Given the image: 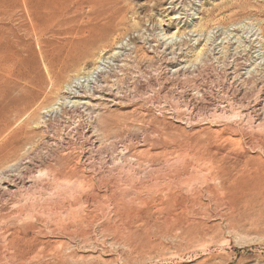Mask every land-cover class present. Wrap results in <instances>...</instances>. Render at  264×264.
I'll list each match as a JSON object with an SVG mask.
<instances>
[{
    "label": "rangeland",
    "instance_id": "rangeland-1",
    "mask_svg": "<svg viewBox=\"0 0 264 264\" xmlns=\"http://www.w3.org/2000/svg\"><path fill=\"white\" fill-rule=\"evenodd\" d=\"M1 64L0 264H264V0H0Z\"/></svg>",
    "mask_w": 264,
    "mask_h": 264
},
{
    "label": "bare ground",
    "instance_id": "bare-ground-1",
    "mask_svg": "<svg viewBox=\"0 0 264 264\" xmlns=\"http://www.w3.org/2000/svg\"><path fill=\"white\" fill-rule=\"evenodd\" d=\"M35 1V0H34ZM110 1V0H109ZM119 1V0H118ZM21 2V1H20ZM23 2V0H22ZM26 2V1H25ZM103 2V1H102ZM106 3V2H105ZM115 3V2H114ZM117 3V2H116ZM48 6V4H46ZM45 5V6H46ZM117 4H115L113 7H115ZM28 6H31V5H28ZM47 6H46V10L47 9ZM98 6V5H97ZM26 8V7H25ZM31 8V7H30ZM33 8V7H32ZM100 8V7H99ZM35 9V8H34ZM111 9V8H109ZM108 10V9H107ZM56 11V10H55ZM115 12V10H113ZM102 12V11H101ZM93 13V12H92ZM110 13V11H109ZM118 13V12H117ZM91 14V13H90ZM115 14V13H113ZM108 15V13H107ZM120 15V14H119ZM50 16V14H49ZM48 16V17H49ZM92 16V15H91ZM98 16V15H97ZM100 18V17H99ZM109 18V17H108ZM116 20V19H115ZM93 21V20H92ZM69 22V20H68ZM101 22V21H100ZM115 22V21H114ZM113 22V24H114ZM110 23V19H106L105 22H103L102 24H89V25H86L84 26L83 29H79L77 32H76V36H78V38L76 40H71L68 45H66V49L64 50V56L66 57H78L80 56L81 53H84L87 48L91 45V43H93L95 41L96 38H98V35L97 34H104L106 28L108 27ZM60 26V25H58ZM67 26V25H66ZM111 27V26H110ZM61 28V27H60ZM72 28V27H71ZM109 28V27H108ZM33 29V28H32ZM65 29V28H64ZM77 29V28H76ZM64 31V30H63ZM75 31V30H74ZM33 32H35L33 30ZM40 32V31H39ZM65 32V31H64ZM67 32V30H66ZM170 31H168V35H170ZM67 35V34H66ZM172 35V34H171ZM75 37V35H73ZM100 37V36H99ZM72 39V38H71ZM104 40V39H103ZM100 42V40H98ZM7 46V45H6ZM4 46V47H6ZM82 56V55H81ZM65 57V58H66ZM79 58V57H78ZM82 58V57H81ZM4 60V59H3ZM74 59H72L73 61ZM75 61V60H74ZM98 64L99 62L97 63V65L95 66V69L90 73L88 74L91 75L93 74L94 72H96L98 70ZM2 65V64H1ZM4 65L0 66V68L2 67L3 68ZM78 79V77L76 78Z\"/></svg>",
    "mask_w": 264,
    "mask_h": 264
}]
</instances>
